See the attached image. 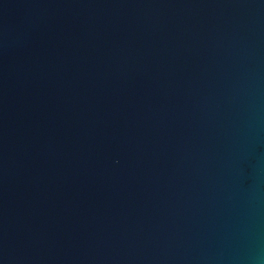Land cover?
Instances as JSON below:
<instances>
[{
	"label": "water",
	"instance_id": "obj_1",
	"mask_svg": "<svg viewBox=\"0 0 264 264\" xmlns=\"http://www.w3.org/2000/svg\"><path fill=\"white\" fill-rule=\"evenodd\" d=\"M0 264H264V0H0Z\"/></svg>",
	"mask_w": 264,
	"mask_h": 264
}]
</instances>
